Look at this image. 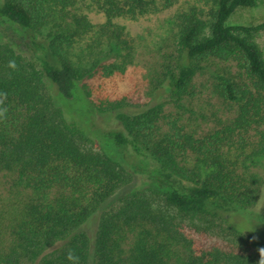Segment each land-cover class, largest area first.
<instances>
[{"label":"trees","instance_id":"trees-1","mask_svg":"<svg viewBox=\"0 0 264 264\" xmlns=\"http://www.w3.org/2000/svg\"><path fill=\"white\" fill-rule=\"evenodd\" d=\"M43 1L0 0V107L7 109L0 116V264H72L70 249L78 264H259L264 240L239 235L227 214L258 207L264 196L251 170L264 158V54L255 42L264 21L229 23L260 0H210L208 10L178 14L174 46L149 76L142 103L95 96L87 81L107 76L113 55L130 53L111 18L142 13L156 0H107L106 23L76 57L74 37L92 26L65 23L44 12ZM198 77L236 108L234 117L179 143L161 132V110L165 100L186 110ZM96 114H110L115 126L101 127ZM153 194L175 215L154 209ZM199 223L228 226L238 242L206 244L196 235Z\"/></svg>","mask_w":264,"mask_h":264},{"label":"rangeland","instance_id":"rangeland-1","mask_svg":"<svg viewBox=\"0 0 264 264\" xmlns=\"http://www.w3.org/2000/svg\"><path fill=\"white\" fill-rule=\"evenodd\" d=\"M106 1L44 0L40 3L44 12L47 10L57 12L63 16V20L67 24H72L75 19H78L92 26L89 32L80 33L78 34L80 36L74 37L71 55L76 57L80 53L79 49L81 47H79V44L85 45L91 32L106 23L107 18L104 14ZM116 1L129 2L126 0ZM210 3V0H172L168 5H165L162 0H156L155 4H150L148 8L145 7V10L142 9V13L136 11L134 14L124 13L112 17L111 22L121 30L122 39L129 40L130 53L125 57L126 52L122 50L118 55H113L106 62V65H110V73L107 76L91 78L87 81L93 95L107 96L111 99L123 98L127 95L130 97L138 96L139 101L144 102L149 76L160 61L163 52L169 51L170 47L174 46L175 28L173 23L175 17L194 8L208 10ZM259 21H264V0L258 1L253 8L235 12L229 23L232 25H246ZM0 26L5 30L4 24ZM255 42L264 54V32L255 36ZM19 50L21 53L26 54L24 43L20 44ZM217 67L223 70L222 65L219 64ZM204 80L206 79L198 77L192 82L193 90L198 96L196 99L189 101L191 105L186 110L177 109L172 104L165 103L168 100L164 101L161 110V132L171 134V137L179 143L180 136L184 134L191 135L193 139H200L213 130L221 128L222 125L228 124L234 117L236 108L225 102L218 93L219 91L214 90ZM75 93L76 98H82L80 88ZM74 103L75 109L81 107L79 103ZM64 106L66 107V105ZM75 109L69 111L74 116L78 114ZM86 114L88 113L82 110V114L78 115L79 118L81 116L85 119L86 117H94V115L87 116ZM96 115H98L96 116L98 125L101 127L111 128L115 126L114 117L110 114ZM170 128L174 130V134L168 131ZM93 149L99 150L96 146H93ZM116 157L119 159V156L116 155ZM251 170L262 179L264 190V158H257ZM149 199L154 209L172 216L175 215V211L168 208L162 196L153 194L149 196ZM227 216L229 225L239 235L264 240V196L258 207L246 210L233 208ZM186 218H184L186 226L189 227L190 231L195 232L191 228L190 218ZM199 228L201 232L196 233V235L206 244L228 246L238 242V236L228 226L219 225L218 223H199Z\"/></svg>","mask_w":264,"mask_h":264},{"label":"clouds","instance_id":"clouds-1","mask_svg":"<svg viewBox=\"0 0 264 264\" xmlns=\"http://www.w3.org/2000/svg\"><path fill=\"white\" fill-rule=\"evenodd\" d=\"M8 66L10 68L15 69L16 68L15 61H9V65ZM0 103H2V102H0ZM6 111H7L6 108L0 107V116H3L6 113ZM259 255H260L259 264H264V248H260L259 249ZM67 259L69 261H72V264H78V261H79V257L71 249L67 253Z\"/></svg>","mask_w":264,"mask_h":264}]
</instances>
